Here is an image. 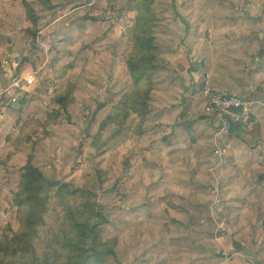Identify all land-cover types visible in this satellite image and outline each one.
I'll return each mask as SVG.
<instances>
[{"label": "rangeland", "instance_id": "374dc122", "mask_svg": "<svg viewBox=\"0 0 264 264\" xmlns=\"http://www.w3.org/2000/svg\"><path fill=\"white\" fill-rule=\"evenodd\" d=\"M28 1L39 10L47 7L41 17L50 26L38 35L45 59L36 82L15 103L5 102L2 132L9 146L0 148V226L13 221L10 194L19 167L33 151L46 177L94 193L104 209V238L117 239L115 256L106 264H264V227L255 222L257 212L246 198L253 190L256 206L264 208V183L258 179L264 174V150L250 145L248 138L227 143L204 123L209 116L200 98L208 80L205 44L191 43L192 37L197 40L192 29H209L211 15L224 11L208 8L213 0H157V38L161 29H178L173 50H155L156 63L171 72V86L163 93L167 111L155 112L153 99L141 134L133 133L127 122L118 133L111 125L92 139L109 108L123 109L121 99L131 89L124 60L131 49L133 5L129 0ZM237 1H227L229 17H234L231 8L241 3ZM18 25L26 26L20 0H0V73L8 69L10 58L17 63L30 53ZM54 70L67 76L52 83ZM68 78L76 80L75 100L41 138L38 122ZM152 79L155 90H161L157 84L165 79L158 70ZM104 99L108 106L87 125V106ZM177 109L189 111L188 130L177 125ZM11 151L13 158L1 163ZM248 154L251 161L257 154L255 163L248 162ZM99 171L106 172L102 184Z\"/></svg>", "mask_w": 264, "mask_h": 264}, {"label": "trees", "instance_id": "16d2710c", "mask_svg": "<svg viewBox=\"0 0 264 264\" xmlns=\"http://www.w3.org/2000/svg\"><path fill=\"white\" fill-rule=\"evenodd\" d=\"M134 8L131 26V49L124 60L125 76L131 89L124 95L120 104L123 109L109 108L100 120L92 139L100 136L111 125L118 133L125 124L135 134L143 132V125L150 113L151 94L154 90L152 73L157 69L154 26L156 14L153 5L157 0H129ZM108 4L114 0H106ZM24 10V33L29 54L23 55L16 66L17 79L23 68L31 66L33 71L42 67L45 55L38 45V35L43 29L40 12L28 0H21ZM67 76L65 71L54 70L50 82L55 83ZM76 80L68 78L65 87L49 99V111L38 122L41 138L47 129L59 122L62 114L75 100ZM108 100L94 102L87 106L85 115L89 125L96 120L97 114L108 106ZM187 113L182 112L179 127L189 129ZM228 139H240L250 135L253 142L261 139L260 126L248 115V120H229ZM251 125V129H248ZM172 133L166 137L171 140ZM15 152V151H14ZM14 152H8L4 163ZM33 151L27 155L24 165L19 167L14 191L10 194L14 210L13 221L0 226V264H106L109 257L115 256L116 238H104L103 226L106 223L104 209L98 206L94 193L86 186L72 187L69 182L48 178L35 163ZM102 184L106 172H97ZM264 183V174L258 175ZM247 201L257 212L255 222L264 227V208L257 205L254 191L247 194ZM201 217L196 218V224Z\"/></svg>", "mask_w": 264, "mask_h": 264}, {"label": "crops", "instance_id": "0c3cea01", "mask_svg": "<svg viewBox=\"0 0 264 264\" xmlns=\"http://www.w3.org/2000/svg\"><path fill=\"white\" fill-rule=\"evenodd\" d=\"M227 1L228 0H213L208 8L223 10L224 15H216L213 13L208 22L209 29H192L193 31H196L194 34L197 37V40L195 37H192L191 43L198 46H203L205 44L206 57L204 67L208 77L207 84L211 88L227 96H239L244 94L251 100L252 104L249 108V114L253 121L257 122L260 126L261 139L258 143H255L250 138V135L247 134L242 135V138L240 139H228L227 128L229 123L226 129H223L222 122L216 116L209 115L208 118L206 117L204 119V123L207 120L213 127L216 128L218 133L223 134L220 137H225L224 140H226L227 143H231L233 141L244 143L246 138H248L247 141L250 145L251 143L254 144V146L258 144V146L262 147L264 150V0H238L237 2L241 3L231 8V12H233L234 17H229V13L227 11ZM219 3L221 4L219 5ZM41 5L43 4L41 3ZM42 8V10L36 8L40 12V16H42L44 12H47V7ZM3 9L5 10V14L13 18V16L8 13L7 8ZM23 14L25 15L24 10ZM18 26L20 27L19 32L22 33V25ZM49 26L50 24H47L46 26L44 25L43 29H46ZM177 31L178 29H161L158 38L157 33L155 34L154 31L156 46L159 47L162 54L164 51H171L176 47ZM201 33H203L202 38L200 37ZM189 37L190 34L188 33L184 39L185 43ZM7 58L9 59V57ZM10 61L11 58L9 60V64L7 61L5 62V65H8V69H3V72L0 73V85H8L14 80L13 76L17 72L16 66L20 61L18 60L17 63H13L16 62V60ZM201 64L203 63L201 62ZM162 66L163 65L161 63H157L156 70L161 73L165 80L157 84L161 90H155L154 88L151 94V101L156 99V109L154 111L159 114L167 111L165 109L167 105L165 104V96L163 93H165L164 90L167 86H171L169 82L170 78L168 77L171 72L167 69H162ZM29 67L30 70L33 71L31 66L27 65L19 74V77L30 72L27 70ZM34 72L36 73L37 71ZM190 73H192L191 67ZM161 83H163V85ZM31 86H23V89L25 88L28 90ZM154 93H159V95L155 96ZM11 95L12 93H9L4 96L2 100H0L1 149H6L9 146L7 140H5L6 133L2 132L5 126L2 123V119L4 118L5 107L8 105V103L5 102H8ZM181 110L182 109H177L176 112H180L178 115H180L183 111L186 112L187 115L189 114L187 109ZM163 116L166 117L167 115L164 114ZM191 119L192 118L188 115L187 122L190 127ZM248 129H251V125H248ZM243 139L244 141H242ZM172 140L173 139L166 141V144L169 145ZM256 155L257 154L254 155L251 161V154H248V162L255 163V158L257 159ZM13 156L11 158H13ZM1 187L0 178V190ZM233 188L236 190L238 189L236 186Z\"/></svg>", "mask_w": 264, "mask_h": 264}, {"label": "built area", "instance_id": "2783aa9c", "mask_svg": "<svg viewBox=\"0 0 264 264\" xmlns=\"http://www.w3.org/2000/svg\"><path fill=\"white\" fill-rule=\"evenodd\" d=\"M34 82L35 72L30 71L24 76L14 79L8 85H0V100L12 93L8 101L9 103H15L22 93L23 86H31ZM201 98L204 102L205 113L216 116L222 122L223 129H226L229 120H248L249 108L252 102L244 94L239 96L223 95L206 83L201 89Z\"/></svg>", "mask_w": 264, "mask_h": 264}]
</instances>
